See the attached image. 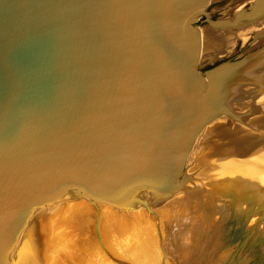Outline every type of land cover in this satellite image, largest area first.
Wrapping results in <instances>:
<instances>
[{
    "label": "water",
    "instance_id": "obj_1",
    "mask_svg": "<svg viewBox=\"0 0 264 264\" xmlns=\"http://www.w3.org/2000/svg\"><path fill=\"white\" fill-rule=\"evenodd\" d=\"M208 1L0 0V264L38 263L48 201L148 202L177 182L249 58L200 71Z\"/></svg>",
    "mask_w": 264,
    "mask_h": 264
},
{
    "label": "bare ground",
    "instance_id": "obj_2",
    "mask_svg": "<svg viewBox=\"0 0 264 264\" xmlns=\"http://www.w3.org/2000/svg\"><path fill=\"white\" fill-rule=\"evenodd\" d=\"M248 6L249 7L241 8L236 12V14L232 13L231 16L221 17L220 19H217V21L213 23L214 24L213 27L215 26V28H217L219 31H222V37L227 38V40L230 43L232 42V40L229 37L230 33L237 34V39L239 40L240 39L243 40L246 37L245 34L249 33L248 35L256 36V38H258V40L255 41L256 43H261V44L264 43V0H252V2H250ZM202 35L203 34L199 31V41H200L199 61L203 67V65H205V63L209 61L211 56L210 55L201 56L203 52L202 48L203 46H205L204 45L205 36L203 37ZM255 42L253 44H255ZM263 58H264V47L262 50L254 51L253 53H251L245 65L242 64L243 65V66L241 65L242 68L240 67L239 69L234 71V73L236 74L234 78V83L231 85L229 84V82L227 83L228 85L227 88L225 89V94H223V96H220L218 100V106L222 108L224 111L225 110L227 111L226 114L224 113L225 116L230 118V120L232 119L238 121L239 124L238 123L237 124L238 125L241 124L244 127L233 124L229 125L227 123L220 125L218 124L217 126H215L216 124L215 125L212 124V126L205 127L206 124L209 123V121L218 117L220 114L215 115L214 117L210 118L206 123H204L202 126H200V128L197 129V131L191 136L182 158V164H181L182 166L176 174L177 182L175 184H173L171 187H168L161 194L154 197L148 202L138 201V202L126 203L115 199L117 200L118 205H111L105 203L107 204L106 205L107 209L110 208L114 212L113 213L110 210L111 212L109 213L113 214L111 215L112 217L110 222L115 223L114 228H116V232L118 231L124 232L123 230L125 231L128 230L129 232L130 230H133V225L136 224V222L138 221L140 222L142 221L148 224H155L154 221L156 219L157 223H159L160 220L162 222L163 220L160 218V216L162 215L163 218V216L166 215L167 223L166 222L164 223L163 221L164 224L162 223L163 225L161 226L162 228L159 230L158 235L156 234L152 236L153 234L151 235V233L154 232L150 229H145L142 231L140 229V231L137 232L134 231L132 235L134 234L135 239L138 238V236L142 235L145 244L148 245L151 243L150 246H153L152 252L154 251V249L157 250V248H155L156 243L160 242L159 241L160 239L162 241L164 239H167L166 241H168V246L166 249L169 250L170 247L171 248L173 247L179 251L178 254H180V252L184 250L183 255L185 252H187L186 248H189L188 246L190 241L193 240L197 244H201V241H203L205 236H207L206 238H208L209 236L211 238H215L214 241L211 242L209 245L205 244V246L203 245L204 247L202 246L201 249L200 247L198 248L200 249L198 250L199 251L198 255L202 257V262L198 263L197 261L196 264H204L205 262H207L209 256L211 257V253H214L215 250H218L220 251L219 253H221L225 249L226 251H228L230 247L229 250L231 251L233 250V253L234 251L240 248H241L240 250L242 251L243 247L241 246V244H239V242L242 239V236L244 235L243 231H245L244 229L251 228L250 223L248 224V226H243V224H246L245 220L247 219V217H249V215L247 214L249 212L248 210L251 209L248 207V205L249 204L253 205L255 202H258L260 206H262V208L264 209V176L256 180H250L248 178V180L251 181V183L248 182V184L251 186L249 188V192H247L250 198L249 201L241 202L239 198L236 197L237 191L234 192L231 189H237L236 185L238 186L237 183H239L238 181L234 180V176H235L234 169L236 167L237 169L245 167L246 169L244 170L243 173H246L247 171L249 172L253 171V169L261 166L258 162L259 157H256L255 159H252L253 156L250 158L248 157L250 155H248L247 153L248 151L246 152L244 145H246L249 142H247L246 137L243 138L241 137V135H244L245 133H249V134L254 133L262 136L264 135V132L261 130L262 127L264 128V107H263L264 103L260 107H258L257 110H254L255 107L254 101L256 100L255 98L259 97L258 100H261V97L264 96V61H262ZM256 70H260V71L256 72ZM236 85L237 88H235ZM253 89H256L254 90L256 91V93L250 94L253 91ZM246 97L250 98L249 106L247 107L248 109L246 108L247 110L242 109L241 111H236V106H237L236 103L243 102V100H245ZM233 129L237 130L236 132L238 137L233 135ZM198 136L200 137V139H198ZM222 137H225L226 139L222 140ZM215 138L219 139L218 141L220 143L218 142V145H214L213 140H215ZM196 139H198V141L195 143L194 141ZM250 140L251 139H249V141ZM250 142H252L251 145L253 146V148H249L252 149L250 151H255L256 153L259 151L257 149H264V139L262 141L260 140V141H250ZM209 156L210 157L213 156V159H210ZM205 157H208L210 159L211 165H209ZM200 159L203 160V163L199 161ZM194 162L196 163V168L199 167L197 170L200 169V174L193 176V173H191L192 171L187 172V169L188 167L191 168V166L194 169H196L195 166L193 165ZM231 165H233L234 169L228 171L227 167ZM262 168L264 167H260V169ZM236 173L237 175H240L238 174L239 172L236 171ZM224 187L226 189L228 188L230 189L231 193L233 194L232 198L228 197L227 191L222 192V189L223 190L225 189ZM179 188H181L180 190H182V193L180 194L177 193L179 194V196H172V194L177 192ZM262 189H263V193L259 194L258 192ZM222 193H225L228 198L233 199V204L232 202L228 204L225 199L227 197L224 195L223 196L220 195ZM69 196L75 197L74 194H69ZM196 198L203 199V201L197 200ZM185 200L186 201L191 200V202H186ZM60 201L61 198L58 199L55 198L53 201H48L42 204L41 206L34 208L38 219L39 239H40V257L37 264H45L48 261V259L51 258V256L53 259V255L55 252V251L53 252V247L54 244L57 243V242L53 243V241H54V237H56L55 234H57L55 232H58L56 231L57 230L56 222L58 216L57 213L60 212L58 210L61 209V208L59 209ZM94 202L96 203V201ZM102 203L104 204V202ZM142 207H144L145 209H142ZM150 207L153 208L149 209ZM97 208L100 210L99 206ZM133 208H141V209L136 211ZM102 209L104 208L102 207ZM231 209L235 212H244L245 215L244 219L242 216L233 213ZM227 210H231L232 213L229 214L228 217H223V212ZM77 212L80 215L79 211H76L75 214H77ZM256 212H254L255 215L256 214L258 215V213ZM151 216H154L155 219L153 218L151 219ZM149 219L151 221H149ZM192 219L195 220V224H189L191 225L189 226L188 223L191 222L189 220ZM185 221L187 222L185 223ZM100 224H102V221ZM61 225L62 224L58 225V227H60ZM96 225L99 227V223H97ZM251 225L253 226L252 223ZM62 230L63 229H61L60 227L61 232L58 233L61 234L63 232ZM126 234H124V236H126ZM258 234H262V232L260 233L258 232ZM57 235L59 237L61 236L59 234ZM58 236L56 237V239L59 238ZM156 237H158V239ZM169 237H171V239ZM132 238L133 236L128 241H130ZM249 239L250 241H252L253 237L250 236ZM125 240H127V238H125ZM240 243L243 244V241H241ZM258 243L259 242H257V245ZM192 244L193 243H191V246ZM111 245L112 244L109 243L108 246L110 252L113 255L114 252L113 249L111 248ZM254 245L250 246L249 244L248 246L253 248ZM162 247L163 246L161 245V248ZM192 247H194V245ZM206 248H208L209 252H205ZM196 251L194 252L196 253ZM110 252L108 251V254L109 256L112 257V255H110ZM194 252L193 253L190 252L191 253L190 256H187L188 254H185V256H181L179 258H177L176 254H174L178 260L176 259L177 261L175 262L174 261L175 258H173L174 259L173 261L176 264H182V261L183 264H190L191 262L193 263V261H195L194 260L195 258L193 259ZM235 254L236 253H234V255ZM234 255L232 256L231 254L226 255V257H228V259L230 260L229 262H231L232 260V264H233V260L235 261V259H232V257L235 258L236 255L235 256ZM48 256H50V258H48ZM224 257L221 258L227 259ZM203 258L205 259V261H203ZM221 258L219 260H221ZM52 259H50L51 261H49L50 264H54V262L56 261V259L54 260ZM209 260L213 262L212 259ZM210 261L209 264L211 263ZM109 264L112 263L109 262ZM223 264H225V260Z\"/></svg>",
    "mask_w": 264,
    "mask_h": 264
},
{
    "label": "rangeland",
    "instance_id": "obj_3",
    "mask_svg": "<svg viewBox=\"0 0 264 264\" xmlns=\"http://www.w3.org/2000/svg\"><path fill=\"white\" fill-rule=\"evenodd\" d=\"M250 2H252V0H210L207 4L206 10L209 14L208 16L210 17V19L216 20V19H220L221 17L231 16L232 13L236 14V12L238 10H240L241 8L249 7L248 5L250 4ZM196 26L198 27V30L203 34L202 36L203 37L205 36L204 37L205 38V40H204L205 46H203V48H202L203 52H202L201 56H206V55L211 56L209 61L205 63L206 65H203V67L200 69V71L202 73L205 69L210 68V67H212V66H214V65H216L222 61H225L228 59L235 60V59L242 58L246 55L249 56L254 51L262 50L264 47V45H263L264 43L263 44L256 43L255 41H257L258 38H256V36L248 35L249 33L245 34L246 37L243 40L237 39V34L230 33L229 37L232 40V42L230 43L227 40V38L222 37V31H219L217 28H215V26L213 27V25L210 24L209 22H207V20H205L204 17L200 18L196 22ZM206 41H207V43H206ZM254 42H255V44H253ZM262 61H264V58L262 59ZM258 71H260V70H256V72H258ZM255 75H257V74H255ZM235 88H237V85ZM254 90H256V89H253V91L250 94L256 93V91H254ZM258 98L259 97L255 98L256 100L254 101V104H255L254 110H257L258 107H260L264 103L263 102L264 96L261 97V100H258ZM249 101H250V98L246 97L245 100H243V102L236 103L237 104L236 111H241L242 109L245 110L249 106ZM244 112H246V111H244ZM226 123L229 125L233 124V125H237V126H243L241 124L238 125L239 123L236 120H232V119L230 120V118L226 117L225 114L224 115L220 114L218 117L209 121V123L206 124L205 127L212 126V124L213 125L216 124L215 126H217L218 124L220 125V124H226ZM261 130L264 132L263 127ZM236 131H237L236 129H233V135H235V136H237ZM241 137H243V138L246 137L247 142H249L246 145H244L246 152L248 151L247 153H248V155H250L248 157L250 158L253 156L252 159L259 157L258 162L261 165L260 167H264V149H257V150H259L258 152H256L257 154L255 153V151H250L252 149H249V148H253V146L251 145L252 142H250V141H260V140L262 141L264 139V135L262 136V135H257L254 133L253 134L245 133L244 135H241ZM217 138H215V140H213L214 145H218L219 139H217ZM198 139H200L199 136H198ZM198 139H196L194 142L196 143L198 141ZM225 139H226L225 137H222V140H225ZM249 139H251V140L249 141ZM259 145H262V144H259ZM205 158L207 159L209 165H211L210 159H213V156H211V157L209 156L210 159L208 157H205ZM199 161H201V163H203L202 159H200ZM193 165L196 168L195 162L193 163ZM197 165H198V163H197ZM241 166H243V165H241ZM260 167L255 168V169H253V171H250V172L247 171L246 173H243L244 170L246 169L245 167L239 168V169H237V167L234 169L233 165L227 167L228 171H231L232 169L235 170L234 180L238 181L239 183H237L238 186L235 184L237 189H231V190H233L234 192L237 191L236 197L239 198V200L241 202H245V201L250 200L247 192H249V188L251 187L248 184V182L251 183V181H249L248 178L250 180H256V179L264 176V168L260 169ZM192 168H193L192 166H191V168L188 167L187 172L192 171L191 173H193V176L200 174V169L197 170L199 167H197L196 169L193 168L194 170ZM236 171L239 172L238 174H240V175H237ZM180 189L181 188H179V190L177 192L172 194V196H179V194L182 193V190H180ZM224 191H227L228 197L232 198L233 194L231 193L229 188L228 189L225 188L224 190L222 189V192H224ZM177 193H179V194H177ZM258 193L262 194L263 189L260 190ZM220 195L226 196L225 193H222ZM206 196H209V195H206ZM75 197L68 196V197L64 198L65 200L63 198H61L62 202L60 201L59 209L60 208L61 209L58 210L60 212L57 213L58 216H57V222H56V225H57L56 231L61 232L60 231V227H61V229H63L62 230L63 235H62V233L60 234L58 232H55L61 236L59 237L57 234H55L56 237L58 236L59 238L56 239V237H54L53 243H55V242H57V243H55L54 247H53V252L55 251L54 255H53V259H52V256H51V258H50V256H48V258H50L52 260L56 259L54 264L55 263L56 264H58V263L59 264H109V262L112 264H176L175 262L178 260L177 258H179L181 256H185V254H188L187 256H190L191 253H193L196 250L197 251L200 250L203 245L205 246V244L209 245L215 239V238H211L210 236L208 238H206L207 236H205L203 241H201L202 245L197 244L193 240L190 241L189 246H188L190 249L186 248L187 252H185L184 255H183L184 250L182 252H180V254H178L179 251L173 247L172 248L170 247V249L167 250L166 249L168 246V241H166L167 239H164L165 242H164V240L162 241L160 239L159 240L160 242L156 243L155 248H157V250L154 249V251L152 252L153 246H150L151 243L148 245L145 244V241H144V238L142 235L138 236V238L135 239L134 234L132 235V233L134 231H136V232L140 231V229H141V231L145 230V229H150L155 233L154 234V233L150 232L151 235L153 234L152 236H154L156 234L158 235L159 230L162 228L161 226L167 221L166 215L163 216V218H164L163 219L162 215L160 214L161 215L160 218L164 221V223H163V221L161 222L160 219H159L160 221L158 220L159 223H157V220L155 219V217L151 216V219L152 218L155 219V221L154 220L153 221L155 222L156 225L144 223L142 221L141 222L138 221V222H136V224L133 225V230H130L129 232H128V230H126V231L123 230L124 232H122V231L116 232V228H114L115 223L110 222L111 217H112L111 215H113V214H110L109 212H111L112 210L110 208L107 209V207H106L107 204H105V203L103 204L100 201H96V203L93 201L94 202L93 203L90 200L82 198L80 196H75ZM228 197L225 198L227 203L230 204V202H232V204H233V199L228 198ZM173 198H175V197H173ZM196 199L203 201V199H199V198H196ZM186 202H191V200L186 201ZM190 205H191V203H190ZM98 206L100 207V210L97 208ZM102 207L104 209H102ZM248 207L251 208L248 210L249 212L247 213L249 215V217H247V219L245 220L246 224H243V226H248V224L250 223L251 228L244 229L245 231H243L244 235L242 236V239L240 240V242L243 241V244L239 242V244H241V246L243 247L242 251L240 250L241 248L234 251V253H236L235 254L236 256H235L233 253V250L232 251L229 250L230 247H229L228 251H226V249H225L224 250L225 252L223 251L221 253H219L220 251L215 250L214 253L210 252L211 257L209 256V259H212L213 262L210 261L209 259H207L208 264H209V261L211 262L210 264H223L224 260H225V264H232V260H231V262H229L230 260L228 259V257H226V255H230V254H231V256L232 255L235 256V258L232 257V259H235V261L233 260V264H235V263L236 264H242V263L243 264H264V225H263L264 224V209L262 208V206H260V204L258 202H255L253 205L249 204ZM151 208H153V207H150L149 209H151ZM133 209L137 211L141 208H133ZM142 209H145V208L142 207ZM146 209H148V208H146ZM231 210L224 211L223 217H228L229 214H231L233 211V210L232 211ZM76 211H79L80 215L78 212H77V214H75ZM220 211H223V210H220ZM254 212L258 213V215L257 214L255 215ZM102 213H103V215H102ZM233 213H236V214L242 216L244 219V216H245L244 212L233 211ZM109 217H110V219H109ZM99 218H100V220H99ZM65 221H66V223H65ZM101 221H102V224H100ZM149 221H151V220L149 219ZM187 221H185V223ZM189 221H191V222L188 223V225L189 224H195V220L192 219ZM97 223H99V227L96 225ZM251 223L253 224V226L251 225ZM60 224H62V225L60 227H58V225H60ZM124 224H125V222H124ZM96 226L98 227V229ZM189 226H191V225H189ZM106 231H107V233H106ZM239 231H241V230H239ZM126 232H127V234H126ZM258 232L259 233L262 232V234H258ZM124 234H126V236H124ZM55 235H53V236H55ZM132 236H133V238L131 239L132 241L131 240L128 241ZM250 236L253 237L252 241H250V239H249ZM125 238H127V240H125ZM156 238L158 239V237H156ZM169 238L171 239V237H169ZM207 239H209V240L211 239V240L209 241ZM100 240L102 243L100 242ZM257 242H259L258 243L259 246L257 245ZM109 243L112 244L111 248L113 249V252H114L113 255L114 256L112 255V253L109 250V246H108ZM161 243H163V244H161ZM170 243H171V241H170ZM191 243H193L192 246L194 245V247L191 246ZM249 244H250V246H253L254 244L255 245L252 248V247L248 246ZM161 245L163 246L162 248H161ZM199 247H200V249H198ZM133 248H135V249H133ZM216 249H218V248H216ZM108 251L110 252V255H112V257L109 256ZM197 251H196V253L194 252V254H193V259L195 258L194 259L195 261H193V263L191 262L190 264H196L197 261H198V263L202 262V257L200 255H198L199 251H198V253H197ZM205 252H209L208 248H206ZM228 252H229V254H228ZM181 253H182V255H181ZM218 253H219V255H218ZM169 254L171 257L169 256ZM174 254H176L177 258L175 257ZM177 254H178V256H177ZM220 254L221 255L223 254V255L221 256ZM224 255H225V257H224ZM249 255L251 258L249 257ZM199 256H200V258H199ZM214 256H216V257H214ZM56 257H58V258H56ZM221 257L222 258L224 257L227 259H222ZM167 258H169V259H167ZM173 258H175V260ZM220 258H221V260H219ZM50 259H48V261L45 264H48V262L51 261ZM168 260H170V261H168ZM203 261H205L204 258H203ZM216 261H219L220 263L216 262ZM207 262H205L204 264H207ZM49 264H50V262H49ZM182 264H183V261H182Z\"/></svg>",
    "mask_w": 264,
    "mask_h": 264
}]
</instances>
